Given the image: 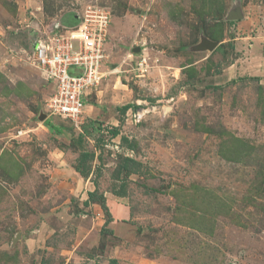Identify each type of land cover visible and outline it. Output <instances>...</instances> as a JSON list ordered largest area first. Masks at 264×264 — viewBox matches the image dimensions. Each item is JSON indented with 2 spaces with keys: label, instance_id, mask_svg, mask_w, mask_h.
I'll return each instance as SVG.
<instances>
[{
  "label": "rangeland",
  "instance_id": "1",
  "mask_svg": "<svg viewBox=\"0 0 264 264\" xmlns=\"http://www.w3.org/2000/svg\"><path fill=\"white\" fill-rule=\"evenodd\" d=\"M87 6L106 75L76 127L29 55ZM0 75V264H264V0H0Z\"/></svg>",
  "mask_w": 264,
  "mask_h": 264
},
{
  "label": "built area",
  "instance_id": "2",
  "mask_svg": "<svg viewBox=\"0 0 264 264\" xmlns=\"http://www.w3.org/2000/svg\"><path fill=\"white\" fill-rule=\"evenodd\" d=\"M109 17L105 8L87 6L71 26L53 23L52 31L29 55L36 69L54 84L45 107L76 127L81 123L85 95L106 75L101 68Z\"/></svg>",
  "mask_w": 264,
  "mask_h": 264
},
{
  "label": "trees",
  "instance_id": "3",
  "mask_svg": "<svg viewBox=\"0 0 264 264\" xmlns=\"http://www.w3.org/2000/svg\"><path fill=\"white\" fill-rule=\"evenodd\" d=\"M52 29H53L52 26H50L49 31H52ZM188 72H194V71H193V69H189ZM191 77H192V75L188 74V78H191ZM0 79H2L1 75H0ZM131 107L136 109V107H138V106H135L134 104H126V105L119 107L118 110L122 114H124ZM112 135L113 136L118 135V129L112 130ZM81 138H82V141H81ZM122 139L124 142L126 141L125 138H122ZM82 144H83V137L81 135H79L78 138L75 141H73V144H72L73 147L79 151L74 170L76 172H78L80 175H85L86 173H88L87 172L88 167L86 166V161L89 159H92L93 152L90 153V152L86 151ZM140 166H141V164L138 161H136L134 158H132L130 156H122V157L120 156L119 160L117 161V166L115 168L114 178L119 179V176L121 175L123 177L122 182H124V184H125V180L128 179L130 174L136 173ZM111 193L117 197L123 198L125 196V186L123 184L122 185L120 184L118 188H112ZM88 201L89 202H96L100 205V207L102 208V210L104 212V215L106 216V219L104 221V225H107L112 221L111 215H110L109 211L107 210V207L105 204V196L103 194H98L95 191L89 192L88 193ZM85 203H87V202H85ZM112 262H114V261H112Z\"/></svg>",
  "mask_w": 264,
  "mask_h": 264
},
{
  "label": "water",
  "instance_id": "4",
  "mask_svg": "<svg viewBox=\"0 0 264 264\" xmlns=\"http://www.w3.org/2000/svg\"><path fill=\"white\" fill-rule=\"evenodd\" d=\"M230 19H236V18H239L238 15H235V16H228ZM205 45L203 47H205L206 49H209L210 51L213 49V47L216 46L217 43L215 42H211V41H206L204 43ZM138 50H140V48H134L133 52H138ZM41 118H44V115L41 114Z\"/></svg>",
  "mask_w": 264,
  "mask_h": 264
},
{
  "label": "crops",
  "instance_id": "5",
  "mask_svg": "<svg viewBox=\"0 0 264 264\" xmlns=\"http://www.w3.org/2000/svg\"><path fill=\"white\" fill-rule=\"evenodd\" d=\"M74 21H72V23H73Z\"/></svg>",
  "mask_w": 264,
  "mask_h": 264
},
{
  "label": "clouds",
  "instance_id": "6",
  "mask_svg": "<svg viewBox=\"0 0 264 264\" xmlns=\"http://www.w3.org/2000/svg\"><path fill=\"white\" fill-rule=\"evenodd\" d=\"M74 24V23H73ZM84 107V106H83Z\"/></svg>",
  "mask_w": 264,
  "mask_h": 264
}]
</instances>
